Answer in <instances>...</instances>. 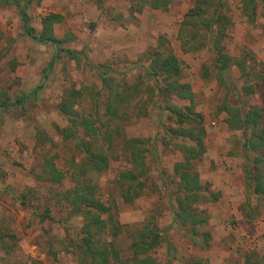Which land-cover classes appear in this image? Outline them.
I'll return each instance as SVG.
<instances>
[{"label": "rangeland", "instance_id": "rangeland-1", "mask_svg": "<svg viewBox=\"0 0 264 264\" xmlns=\"http://www.w3.org/2000/svg\"><path fill=\"white\" fill-rule=\"evenodd\" d=\"M222 1L223 12L231 19L222 39L224 52L236 58L248 51L264 62L260 10L249 22L242 15L241 0ZM194 2L172 0L167 9L145 8L131 14L127 0H30V24L40 31L45 15L61 14L55 35L67 39L65 47L82 53L78 61L62 55L48 71L54 48L24 35L17 8L0 4V99L26 98L23 105L3 111L0 117V264H79L65 249L78 241L82 220L71 214L62 194L72 186L71 159L80 156L73 143L63 141L58 133L67 124L58 104L72 88L102 90L101 78L106 76L126 86L140 85V92L124 109L129 119L123 131L126 137L147 139L149 148L147 187L133 202H123L116 182L117 175L130 168L122 147L111 152L117 158L110 156L108 169L94 176L98 196L110 205L113 222L123 226L116 240L120 257L130 255L126 230L139 228L153 215L163 235L152 253L157 264H244L248 256L264 261L263 202L246 186L243 130L230 126L231 116L223 109L224 104L245 110L257 107L264 126V79L255 82L253 94L246 95L241 88L252 81L242 78L236 65H230L221 79L207 47L182 50L179 23ZM161 39L182 65L178 80L191 85L193 109L203 117L205 151L191 169L199 174L208 197L198 203L207 217L198 229L210 235L206 246L200 236L198 240L172 224L178 190L173 168L183 154L175 146L177 139L165 132L174 125L163 99L151 100L145 91L153 84L144 73L147 53L160 47ZM172 100L181 106L190 104ZM74 108L95 115L86 94ZM250 153L251 161L258 159L264 177V146ZM52 156L63 172L59 182L40 178L45 158ZM21 198L28 206L20 203Z\"/></svg>", "mask_w": 264, "mask_h": 264}, {"label": "trees", "instance_id": "trees-1", "mask_svg": "<svg viewBox=\"0 0 264 264\" xmlns=\"http://www.w3.org/2000/svg\"><path fill=\"white\" fill-rule=\"evenodd\" d=\"M127 1L131 14L141 13L145 8L167 9L172 2V0ZM29 2L30 0H0V4H12L17 8L24 35L54 48V54L45 71L52 69L62 55L78 61L82 53L65 47L67 39L55 35L54 25L60 23L63 16L59 13L45 15L41 21L42 27L37 31L30 24L27 13ZM240 2L242 15L249 22L255 21L258 10L264 18V0ZM223 7L222 0H195L179 23L177 39L184 51L207 47L214 55L215 67L221 79L230 65H236L240 76L246 81H252L242 86V92L246 95L253 94L255 82L264 79V62H258L248 51L236 58L228 57L224 52L222 39L231 19L223 12ZM162 40L160 47L147 53L149 63L144 68V73L153 81V84L145 89L147 97L151 100L163 99L164 109L168 111L174 125L168 126L165 132L177 139L175 146L183 154L182 160L176 162L173 168L178 190L172 224L184 228L198 240L200 236L202 245L206 246L210 235L207 232L199 233L198 229L205 225L207 217L205 211L198 207V203L208 197L204 194L206 189L200 183L199 174L191 169L192 162L201 158L205 151L203 117L193 109L191 85L178 80L182 65L169 46H162L165 42ZM101 79L104 85L102 90L94 91L87 86L72 88L58 104V109L67 119V124L59 128L58 133L63 141L73 143L80 156L79 159L76 157L71 159L69 176L72 186L64 191L62 201L69 206L73 216L81 218L82 223L78 241L71 249L65 250L71 253L79 264H157L152 253L163 241V235L153 220L154 216L150 215L147 221L135 230L126 228L131 239L130 255L122 259L116 247V240L123 232V226L113 222L110 205L98 196V185L94 181V176L108 169L111 157L117 158L116 154H111L116 147H122V152L130 163V168L121 171L116 177L123 202L131 203L142 196L147 187L149 171L146 162L149 152L148 140L126 137L123 131L125 122L129 119L124 109L130 107L132 98L141 90L140 85L126 86L116 82L111 76ZM85 94L91 99L95 115L87 116L74 108ZM172 97L188 100L190 104L178 105ZM25 102V96L15 97L12 102L0 99V117L3 111L21 106ZM223 109L231 116L230 126L243 130L241 153L245 160L246 186L264 206V177L258 171V159L251 161L250 157L251 151L256 152L264 146L261 110L257 107L248 110L240 107L231 108L228 104H224ZM54 159L55 156L45 158L41 179L51 182L61 180L63 172L56 167ZM216 197L217 195H214L213 200H216ZM23 200L21 198L20 203L28 206ZM244 264H264V261L259 257L248 256Z\"/></svg>", "mask_w": 264, "mask_h": 264}]
</instances>
